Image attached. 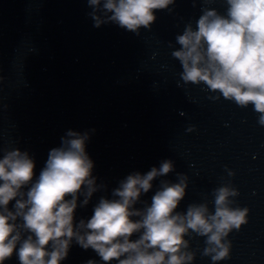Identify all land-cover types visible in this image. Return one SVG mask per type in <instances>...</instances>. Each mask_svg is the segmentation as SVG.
Returning a JSON list of instances; mask_svg holds the SVG:
<instances>
[{
  "label": "clouds",
  "instance_id": "9594fccd",
  "mask_svg": "<svg viewBox=\"0 0 264 264\" xmlns=\"http://www.w3.org/2000/svg\"><path fill=\"white\" fill-rule=\"evenodd\" d=\"M87 2L95 27L111 22L139 35L141 28L150 29L156 21V11L169 9L175 0ZM225 3L226 14L202 9L196 28L189 23L175 37L180 47L171 55L182 67L185 84L203 83L219 93L210 99L222 95L241 108L253 106L264 126V0ZM88 139L87 132L69 130L60 146L50 149L38 176L27 151L0 149V264L13 255L19 264H61L73 241L84 250L92 249L103 264H193L195 253L186 239L193 233L205 238L202 255L212 264L230 258L227 237L248 222L249 213L246 207L232 206L237 189L230 185L214 189V211L207 202L177 211L186 196L188 177L176 173L177 182L160 181L150 204L141 201L155 179L175 171L170 159L145 174H129L112 190L111 199L101 196L91 217L77 223L79 198L83 196L79 206H87L105 187L93 176ZM228 175L234 173L229 170ZM138 203L144 206L135 207ZM86 264L97 262L90 259Z\"/></svg>",
  "mask_w": 264,
  "mask_h": 264
}]
</instances>
